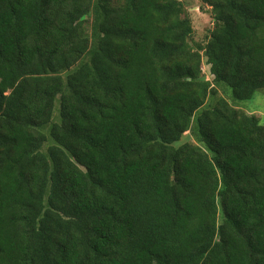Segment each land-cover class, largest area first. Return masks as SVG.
<instances>
[{"label":"trees","instance_id":"1","mask_svg":"<svg viewBox=\"0 0 264 264\" xmlns=\"http://www.w3.org/2000/svg\"><path fill=\"white\" fill-rule=\"evenodd\" d=\"M200 1L0 0V264H264V0Z\"/></svg>","mask_w":264,"mask_h":264},{"label":"rangeland","instance_id":"2","mask_svg":"<svg viewBox=\"0 0 264 264\" xmlns=\"http://www.w3.org/2000/svg\"><path fill=\"white\" fill-rule=\"evenodd\" d=\"M183 1L186 7V14L193 23L195 40H204L205 36L209 35L214 26L211 8H205L200 0ZM202 69L203 73L207 76L208 81L212 82L214 77L211 75L210 66L204 63ZM228 91L230 93V96L225 88H220L218 94L220 97H224L225 99H227L232 105H236V107L244 110L248 115L256 116L257 118H259L261 123L264 125V89L257 92L254 99L241 103H238L234 100L231 90ZM213 102L214 100H212V98L208 100L209 104H213ZM58 108L59 107L57 106L56 115H58ZM185 142L195 143L194 137L192 136L191 132L186 133L182 137L181 143Z\"/></svg>","mask_w":264,"mask_h":264}]
</instances>
